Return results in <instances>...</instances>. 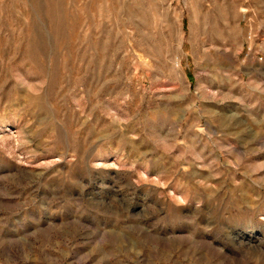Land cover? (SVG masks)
Segmentation results:
<instances>
[{
    "label": "rangeland",
    "instance_id": "rangeland-1",
    "mask_svg": "<svg viewBox=\"0 0 264 264\" xmlns=\"http://www.w3.org/2000/svg\"><path fill=\"white\" fill-rule=\"evenodd\" d=\"M0 264H264V0H0Z\"/></svg>",
    "mask_w": 264,
    "mask_h": 264
}]
</instances>
